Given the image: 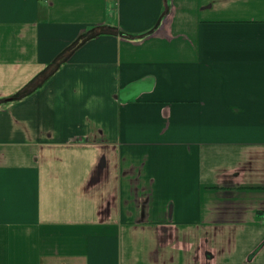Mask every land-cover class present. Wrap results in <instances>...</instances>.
<instances>
[{"label":"crops","instance_id":"crops-1","mask_svg":"<svg viewBox=\"0 0 264 264\" xmlns=\"http://www.w3.org/2000/svg\"><path fill=\"white\" fill-rule=\"evenodd\" d=\"M0 264H264V0H0Z\"/></svg>","mask_w":264,"mask_h":264},{"label":"trees","instance_id":"trees-1","mask_svg":"<svg viewBox=\"0 0 264 264\" xmlns=\"http://www.w3.org/2000/svg\"><path fill=\"white\" fill-rule=\"evenodd\" d=\"M26 92H28L27 88L21 91V93H23V94H25Z\"/></svg>","mask_w":264,"mask_h":264}]
</instances>
